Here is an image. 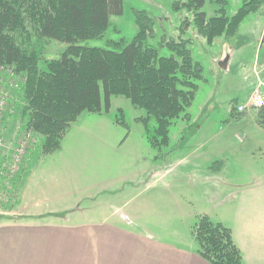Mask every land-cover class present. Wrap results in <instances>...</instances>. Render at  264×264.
I'll use <instances>...</instances> for the list:
<instances>
[{
	"label": "rangeland",
	"instance_id": "1",
	"mask_svg": "<svg viewBox=\"0 0 264 264\" xmlns=\"http://www.w3.org/2000/svg\"><path fill=\"white\" fill-rule=\"evenodd\" d=\"M224 1L228 17L242 6L241 0ZM183 2L123 0V14L110 18V26L101 38L82 43L104 49L111 43L129 44L141 32L137 14H146L153 25L150 28L145 24L146 44L156 47L160 56L171 57L174 54L162 45L184 42L192 59L201 65L203 80L198 83L192 105L172 121L169 142L162 147L150 145L140 121L146 113L135 109L124 96L112 97L108 114L86 113L71 125L60 150L50 154H54L59 176L58 185H54L55 197L66 193L62 188L66 181H72L73 195L83 209L67 213L65 219L76 214L72 222L94 221L91 223L109 227L124 217L140 218L142 230L172 243L191 237L201 216L227 228L241 224L236 217L243 201L241 189L264 177V128L257 122V111L241 117L233 107L247 104L259 77H264V72L257 73L264 68V6L247 16L234 36L216 38L208 44L194 23L195 13L185 10ZM174 3L177 5L173 8ZM219 9L214 0H206L201 12L212 18L219 15ZM25 25L14 33L13 40L35 54L38 69L45 71L61 58L68 45L42 38L30 20ZM1 67L5 65L0 63V73H8ZM23 83L21 77L0 79V96L8 109L0 126V216L7 219L2 222L14 221L11 213L22 208L17 202L24 181L28 186L34 171L37 169V175H41L48 167L40 169L49 163L41 162L48 156L40 153V136L25 131L22 115L26 102L20 90ZM150 126L154 127L155 122L151 121ZM28 137L39 153L32 159L25 157L14 173L2 174V166L13 163L18 145ZM29 191L41 194L36 183ZM100 191L106 193L95 203L81 202L88 193ZM50 200L43 201V208H54ZM89 207L95 208L91 211Z\"/></svg>",
	"mask_w": 264,
	"mask_h": 264
},
{
	"label": "trees",
	"instance_id": "2",
	"mask_svg": "<svg viewBox=\"0 0 264 264\" xmlns=\"http://www.w3.org/2000/svg\"><path fill=\"white\" fill-rule=\"evenodd\" d=\"M183 1L185 10L195 13L194 23L208 44L216 38L234 36L245 18L264 6V0H241L238 12L228 17L226 2L214 0L221 9L218 16L208 18L201 12L206 0ZM122 14L123 0H0V63L5 65L2 71H8L0 73V79L21 77L25 81L20 87L26 102L22 115L25 131L40 136L38 147L44 156L60 150L63 137L82 115L108 114L114 96L126 97L135 109L146 113L140 120L146 138L152 147H162L169 142L172 121L195 100L198 83L203 80L201 65L192 59L184 42L162 45L174 54L171 57L160 56L156 47L146 44L145 24L153 28L152 18L146 14H137V25L144 33L129 44L111 43L106 49L82 45L101 38L110 18ZM27 20L42 38L68 45L61 58L45 71L38 69L35 54L13 40ZM233 111L236 113L237 106ZM257 122L264 128V107L257 111ZM33 143L31 139L26 159L37 155ZM4 220L0 216V223ZM193 232L197 252L208 263L244 264L230 228L201 216Z\"/></svg>",
	"mask_w": 264,
	"mask_h": 264
},
{
	"label": "crops",
	"instance_id": "3",
	"mask_svg": "<svg viewBox=\"0 0 264 264\" xmlns=\"http://www.w3.org/2000/svg\"><path fill=\"white\" fill-rule=\"evenodd\" d=\"M262 70L257 71L258 75ZM41 162H49L41 166V171L48 168L41 175L36 169L28 186L24 181L17 202L22 208L11 213L16 219L0 223V264H210L197 252L193 236L184 237L181 243L156 238L141 229L140 218L124 217L109 227L91 223L94 221L72 222L76 214L65 219L73 210L83 211L73 195V182L66 181L62 188L66 193L55 197L54 185H58L59 176L54 154ZM35 183L40 195L29 191ZM241 191L243 201L236 217L241 223L238 227H242L230 228L232 236L244 264H264V177ZM105 193H88L81 202L95 203ZM48 199L54 206L50 210L43 208V201ZM100 206L103 208V202ZM26 208V213H20ZM94 208L89 207L91 211Z\"/></svg>",
	"mask_w": 264,
	"mask_h": 264
},
{
	"label": "built area",
	"instance_id": "4",
	"mask_svg": "<svg viewBox=\"0 0 264 264\" xmlns=\"http://www.w3.org/2000/svg\"><path fill=\"white\" fill-rule=\"evenodd\" d=\"M6 98L8 99V95L6 94ZM6 107V101L3 96H0V126L2 124V113H4ZM264 107V77H259L257 85L253 91V94L249 100V102L245 105L237 106V113L243 114L248 112H256ZM1 142V138H0ZM31 142V137H28L21 141V144L18 145V148L15 152V159L13 163L7 167L2 166V174L3 173H14L20 164L23 163V159L26 157L29 145ZM18 163V164H16Z\"/></svg>",
	"mask_w": 264,
	"mask_h": 264
}]
</instances>
